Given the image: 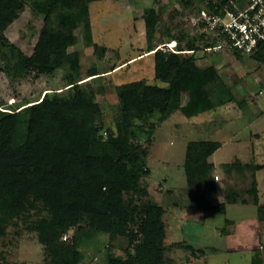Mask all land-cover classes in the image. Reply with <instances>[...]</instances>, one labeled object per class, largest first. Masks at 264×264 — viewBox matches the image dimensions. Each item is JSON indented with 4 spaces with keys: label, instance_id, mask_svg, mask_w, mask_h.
<instances>
[{
    "label": "rangeland",
    "instance_id": "374dc122",
    "mask_svg": "<svg viewBox=\"0 0 264 264\" xmlns=\"http://www.w3.org/2000/svg\"><path fill=\"white\" fill-rule=\"evenodd\" d=\"M46 1L25 0L19 17L5 30L8 40L28 55L33 53L44 24ZM150 7L159 13L153 44L174 51L167 43L177 49L176 40L169 42L170 37L177 36L181 45L188 48L184 52L192 55L199 66L212 65L217 69L218 76L205 87L210 97H221L226 102L192 117L177 110L161 119V112L155 111L133 119L130 129L118 131L119 89L124 83L146 80L167 85L156 77L154 54L148 52L144 11ZM90 17L94 40L99 46L95 48L86 42L82 25L76 29L80 40L69 50L79 51L81 68L73 80L90 79L88 70L98 67L100 76L88 80L87 85L94 90L99 103L98 113L107 129L105 135L114 133L123 141H137L147 148L151 173L142 181L149 189L150 198L165 207L168 228L171 224L165 240L166 264H251L254 256L264 264V219L257 227V205L249 192L256 179L260 203H264V168H257L258 162L264 164V61L230 50H206L196 30L182 21L178 0H96L90 3ZM11 58V51L0 41V116L11 111L17 113L13 145L20 148L27 141L30 105L39 101L46 91L70 92L68 83L72 79L67 76L68 66L52 74L30 71L18 76L14 71L4 70ZM230 95L233 100H229ZM188 99L189 91H183L182 104ZM191 140L219 143L209 157L215 162L209 173L216 180L213 172L221 174L225 165L227 198H238L249 205L230 206L228 214L235 219L230 236L223 229L228 214L209 211L204 218L195 220H180L170 214L173 205L191 206L184 167L187 143ZM234 158L239 159L230 162ZM44 217L50 218L51 213L32 194L25 199L20 215L11 218L0 210V264H57L39 240L36 225ZM87 224L83 222V228L78 231L70 228L67 237L62 234L57 239L76 247L80 253L78 264H107L111 256L127 257L133 251L128 236L112 237L109 233L88 231ZM132 227L136 224L132 223ZM183 238L209 248L206 256L198 258L196 253L184 248L179 241ZM248 247L253 250L252 256L246 251Z\"/></svg>",
    "mask_w": 264,
    "mask_h": 264
},
{
    "label": "trees",
    "instance_id": "16d2710c",
    "mask_svg": "<svg viewBox=\"0 0 264 264\" xmlns=\"http://www.w3.org/2000/svg\"><path fill=\"white\" fill-rule=\"evenodd\" d=\"M93 1L96 0H47L44 24L33 53L28 55L5 36V30L24 9L25 0H0V41L7 45L12 56L4 70L24 76L30 71L52 74L68 66L67 76L72 79L68 83L70 92L46 91L30 105L23 147L13 145L17 113L11 111L0 116V210L14 218L23 212L29 194L40 200L51 217L40 219L36 229L39 240L57 264H78L80 253L76 247L57 239L70 228L81 230L83 222L88 223V231L105 232L112 237L128 236L133 251L127 257L111 256L107 264H166L165 207L150 198L142 181L151 173L147 148L137 141H123L114 133L105 135L107 129L98 113L99 103L94 90L87 85L88 80L100 76L98 67L88 70L90 79L73 80L81 68L79 51L69 50L80 40L76 29L82 25L86 42L95 48L99 46L94 40L90 17ZM201 5L208 7V0H178V11L186 27L194 28L186 16ZM144 18L156 77L167 85L146 80L124 83L119 89L117 130H128L133 119L155 111L161 112V119L177 110L192 117L223 105L226 100L210 97L205 87L218 76L217 69L212 65L199 66L192 55L184 52L188 48L175 35L169 39L177 42L174 51L154 45L159 13L155 7L147 8ZM196 32L201 42L214 43L206 42L204 35ZM183 91H189L186 104L181 101ZM229 100H233L232 95ZM218 147L214 140L189 141L184 167L191 206L226 213L224 202L212 200L218 185L209 173L213 166L209 157ZM257 168H264V164H257ZM249 192L257 205L259 219L263 220L264 203H260L256 179ZM180 243L198 257L207 253L206 248ZM251 264H261V258L254 256Z\"/></svg>",
    "mask_w": 264,
    "mask_h": 264
},
{
    "label": "built area",
    "instance_id": "2783aa9c",
    "mask_svg": "<svg viewBox=\"0 0 264 264\" xmlns=\"http://www.w3.org/2000/svg\"><path fill=\"white\" fill-rule=\"evenodd\" d=\"M186 19L205 41L206 50H230L264 61V0H208ZM168 46L175 50V46ZM68 235L65 234V237Z\"/></svg>",
    "mask_w": 264,
    "mask_h": 264
},
{
    "label": "crops",
    "instance_id": "0c3cea01",
    "mask_svg": "<svg viewBox=\"0 0 264 264\" xmlns=\"http://www.w3.org/2000/svg\"><path fill=\"white\" fill-rule=\"evenodd\" d=\"M218 149V148H217ZM216 149V150H217ZM215 150V151H216ZM214 151V152H215ZM237 159H239V158H234V159H232L230 162H232V161H235V160H237ZM241 159V158H240ZM210 160V159H209ZM210 162H212L213 163V166H212V170H213V167L215 166V162L213 161V160H210ZM227 162H229V161H227ZM227 162H225V163H227ZM242 162H245V163H249L248 161H246V160H243L242 159ZM257 162V161H256ZM258 164H263V163H260V162H258ZM226 166L224 165L223 166V172L221 171V172H219V173H221V174H218V173H216V172H213V173H215V175L217 176V194H216V196H214L213 198H212V200H213V202H224L225 204H226V213H222V214H228L229 213V211H230V206H235V205H239V206H241L242 208L244 207V208H247V206H249L247 203H245L243 200H238V198H237V200H235L234 198L232 199V200H230V199H228L227 197H228V194H227V192H226V190H225V184H226V181H227V171H226V168H225ZM262 169V168H261ZM261 171V170H260ZM258 174H259V172H258ZM260 176V175H259ZM258 176V179H259V181H260V177ZM222 179H223V181H222ZM187 200L189 201V203H190V196H189V194H188V191H187ZM172 209V208H171ZM170 209V214L171 215H173V216H175V217H178L180 220H184L185 218H186V220H189V218H193L194 220L196 219V218H198V217H201V218H204L205 216H206V214H207V212H209V211H205V210H203V209H195V208H193L192 206H189V207H186V208H183V205L181 204V205H173V209L171 210ZM183 211H187V212H185V213H183ZM219 213H221V212H219ZM229 215V214H228ZM186 216V217H185ZM227 218H229L230 220L229 221H227ZM255 220H256V224L258 225L257 227H259V223H260V219H259V216H258V211H257V209L255 208ZM225 222H226V226L223 228L224 229V232H226L229 236L232 234V232L234 231V227H235V219H233L230 215L229 216H227L226 217V219H225ZM259 229V228H258ZM171 230V224L169 225V228H168V231H167V234H168V232ZM184 239V238H183ZM173 241H177V240H173ZM179 241H184V242H187V243H191V242H189L188 240H186V238L184 239V240H179ZM259 242H260V239H259ZM258 242V243H259ZM195 245V244H194ZM195 246H197V245H195ZM197 247H200V246H197ZM207 250V253H208V249L209 248H206ZM246 251L248 252V253H250L251 254V256L253 255V250H252V248L251 247H248L247 249H246ZM206 253V254H207ZM206 256V255H205ZM205 256H202L203 258L205 257ZM199 258V257H198ZM251 263H252V261H251Z\"/></svg>",
    "mask_w": 264,
    "mask_h": 264
}]
</instances>
